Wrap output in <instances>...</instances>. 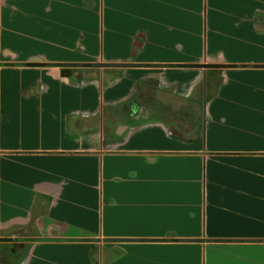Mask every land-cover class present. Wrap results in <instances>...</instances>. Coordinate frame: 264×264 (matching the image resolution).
<instances>
[{"label": "crops", "instance_id": "crops-1", "mask_svg": "<svg viewBox=\"0 0 264 264\" xmlns=\"http://www.w3.org/2000/svg\"><path fill=\"white\" fill-rule=\"evenodd\" d=\"M0 264H264V0H0Z\"/></svg>", "mask_w": 264, "mask_h": 264}, {"label": "water", "instance_id": "water-1", "mask_svg": "<svg viewBox=\"0 0 264 264\" xmlns=\"http://www.w3.org/2000/svg\"><path fill=\"white\" fill-rule=\"evenodd\" d=\"M95 66L97 67H102V68H116V67H127L126 65L123 64H112V63H105V64H96Z\"/></svg>", "mask_w": 264, "mask_h": 264}, {"label": "trees", "instance_id": "trees-1", "mask_svg": "<svg viewBox=\"0 0 264 264\" xmlns=\"http://www.w3.org/2000/svg\"><path fill=\"white\" fill-rule=\"evenodd\" d=\"M67 71H68V70H66V69H63V73H64V74H66V72H67Z\"/></svg>", "mask_w": 264, "mask_h": 264}]
</instances>
